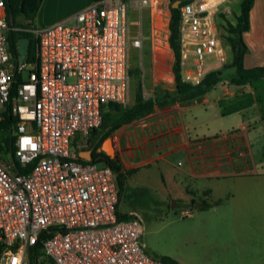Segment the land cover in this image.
<instances>
[{
	"label": "built area",
	"instance_id": "2783aa9c",
	"mask_svg": "<svg viewBox=\"0 0 264 264\" xmlns=\"http://www.w3.org/2000/svg\"><path fill=\"white\" fill-rule=\"evenodd\" d=\"M228 2L191 0L180 7L184 81L199 84L228 62ZM161 4L100 0L53 24L13 28L0 0V121L8 109L15 117L9 129L0 127L14 147L0 156V264H31L39 242L38 264H168L147 253L141 217L119 214L112 166L79 154L85 147L92 152L110 104L129 106V48H143L144 26L157 32L158 16L165 32L171 11ZM14 29L36 39L33 59L19 61Z\"/></svg>",
	"mask_w": 264,
	"mask_h": 264
},
{
	"label": "crops",
	"instance_id": "0c3cea01",
	"mask_svg": "<svg viewBox=\"0 0 264 264\" xmlns=\"http://www.w3.org/2000/svg\"><path fill=\"white\" fill-rule=\"evenodd\" d=\"M96 1L100 0H43L34 22L53 24ZM161 2L164 8L170 5V0ZM131 14L137 12L131 8ZM144 14L152 12L145 9ZM231 18L232 12L227 19L235 23ZM166 21L169 44L170 15ZM243 38L248 46L245 67L264 65V0H254ZM215 119L224 125H217ZM203 122L209 133L200 127ZM124 125L116 137L111 133L114 153L109 155L116 156L122 170L129 173L125 189L137 198L160 193L173 199L179 196L174 195V188L180 186L195 206L210 200V206H223L236 222L240 217L248 226L254 218L264 229V78L243 86L219 84L202 97L155 107ZM91 149L85 147L79 154ZM97 151L106 153L99 147Z\"/></svg>",
	"mask_w": 264,
	"mask_h": 264
},
{
	"label": "rangeland",
	"instance_id": "374dc122",
	"mask_svg": "<svg viewBox=\"0 0 264 264\" xmlns=\"http://www.w3.org/2000/svg\"><path fill=\"white\" fill-rule=\"evenodd\" d=\"M240 1L231 0L226 4L231 8L233 20L240 12ZM167 10L170 12V5ZM163 25L162 18L158 16L157 32L151 35L147 26H144L143 48H129V106L134 104L139 93L147 99L156 97L164 90L174 89V53L167 43ZM136 31V27H133L131 34ZM232 60L233 54L229 50V60L226 64H230ZM234 70L235 68H229L224 71V75ZM139 81L141 85H137ZM214 122L224 125L220 119H215ZM200 124L204 133H209L208 126L204 122ZM124 126L126 127L123 124L115 130L113 136L116 137ZM103 133V129H99L94 141L98 143L101 151L114 153L106 147V140L110 139L112 143V136L104 139ZM7 135V130H0V145L3 148L0 150V156L7 152ZM178 161L179 159L175 158V162ZM173 171L175 174L179 172L176 167ZM180 175L182 176L181 172ZM174 193L179 196L168 199L163 198L160 193H157V196H149L148 193L142 199L137 198L135 192L125 189L119 202L122 213L136 212L141 217L144 230L142 242L149 255L159 260L173 259L181 264H264V229L257 226L260 221L252 218L246 226L240 217L236 222L233 215L225 212L223 206L214 208L211 204L212 206L204 210L195 206L187 196L186 189L180 186L174 188ZM175 202L177 206H174ZM185 209L192 213L182 215ZM43 264L54 263L47 260Z\"/></svg>",
	"mask_w": 264,
	"mask_h": 264
},
{
	"label": "trees",
	"instance_id": "16d2710c",
	"mask_svg": "<svg viewBox=\"0 0 264 264\" xmlns=\"http://www.w3.org/2000/svg\"><path fill=\"white\" fill-rule=\"evenodd\" d=\"M8 13V21L10 23L11 17L14 18L13 28L26 27L29 23L35 24V18L40 9L43 0H5ZM177 0H170V21H169V37L168 42L171 50L174 53L173 73L175 75L174 89L164 90L156 97H149L144 99L142 94H137L136 100L133 105L127 108H121L117 104H110L103 115V122L100 129H103L104 139L109 137L112 132L117 130L123 124H127L135 119L141 118L148 113L152 112L156 106H165L174 102H185L193 100L206 95L212 89L219 84L229 83L232 85L243 86L253 81L264 78V65H259L251 68H247L244 65V57L248 51V46L244 41L243 34L250 27V12L253 7L254 0H242L240 14L236 17V22L231 23L227 21L226 41L231 47L233 54V60L230 64H225L221 68L210 71L205 78L199 84H193L191 82L184 81L181 75L180 68V7L191 0H180V6L178 8L172 7V3ZM22 37L30 38V46L27 53L28 59H33L37 50V41L30 32L14 29L10 34V40L14 51H16L17 41ZM229 68H235L234 72L224 75V71ZM226 81V82H225ZM141 85V81L137 83ZM10 108V106H9ZM15 121V117L8 111L4 112L3 119L0 121V127L9 129L12 123ZM99 133V130L94 131V136ZM93 139V138H92ZM94 140V139H93ZM6 151H13V142L8 133L5 138ZM98 143L94 144L92 155L94 160H98L102 163H107L117 173V182L120 191V199L122 193L125 190L128 172L122 170L116 156H110L104 152H98ZM0 145V150H2ZM13 153V152H12ZM120 202V200H119ZM210 207L209 203L201 201L199 208L204 210ZM119 214L127 216L119 209ZM54 230L53 227L44 231L43 235H48ZM41 243L39 242L32 249L30 256L31 264H38L36 258L39 255ZM168 264H181L176 260L168 259L164 260Z\"/></svg>",
	"mask_w": 264,
	"mask_h": 264
},
{
	"label": "water",
	"instance_id": "95a60500",
	"mask_svg": "<svg viewBox=\"0 0 264 264\" xmlns=\"http://www.w3.org/2000/svg\"><path fill=\"white\" fill-rule=\"evenodd\" d=\"M180 6V0H177L175 2L172 3V7L174 8H178ZM10 23L13 25L14 24V18L11 17L10 19ZM17 45H18V53H19V61L23 62L27 56L28 50H29V46H30V38L29 37H22L17 41ZM106 144L108 145V150L113 151V146L111 143L110 139L106 140ZM105 152L107 154L111 153L107 150H105ZM80 156L83 158H87V159H91L92 158V153L91 151H85L84 153H80Z\"/></svg>",
	"mask_w": 264,
	"mask_h": 264
}]
</instances>
